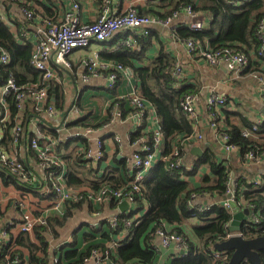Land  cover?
<instances>
[{"label":"built area","instance_id":"built-area-1","mask_svg":"<svg viewBox=\"0 0 264 264\" xmlns=\"http://www.w3.org/2000/svg\"><path fill=\"white\" fill-rule=\"evenodd\" d=\"M82 1L70 0L68 7L62 12V4L59 3L47 15L39 7L25 4L23 1L0 0V20L10 28L15 37L18 36L16 28L20 27L19 37L31 45V67L41 77V80L37 82L19 83L9 75L0 85V166L25 186L23 189L12 185L20 191V196L14 205L18 216L12 223L0 228V253L4 256L5 264H28V259L19 252L22 246L16 244L18 236L29 234L32 238L33 228L45 226L46 218L50 213H55L58 216L63 215L65 202L85 201L86 203H84L90 206H101L110 205L112 201H115L116 207L122 202H127L129 208L126 212H128L134 205L135 195L140 193L142 182L155 163L164 161L165 167L169 171L183 168L177 150H174L168 158H160L158 151L162 137L157 119L151 118L153 113L148 119L146 128L141 131L143 136L134 142L131 141V135L142 127L145 110L151 111L146 102L138 95L137 83L130 84L126 94L112 96L107 102L106 119L98 126H94L90 124L89 113L83 109L81 104L82 88L76 89L73 94H70L67 87L63 88V77L67 76V71L70 70L68 58L74 52L87 50L93 44L107 47L115 34L123 35L121 44L124 48L135 50L138 39L148 36L154 27L167 30L172 38L179 40L175 34L176 29L182 26L201 31L204 29L207 19L205 20L202 13L194 12L188 6L181 7L171 16L160 19L152 15L141 14L137 6L134 5L117 11L113 9V0H99L100 7L96 18L92 22L83 23L80 19ZM143 1L147 4H155L159 0ZM232 2L236 5L235 0ZM29 7H32L33 10ZM20 15L23 22L19 18ZM256 33L261 44L258 56L264 58V20L260 22ZM182 43L190 57L198 56L210 67L225 65L229 81L239 80L247 67L245 56L227 48L213 51L200 47L194 40ZM109 52L111 51L107 50L101 54ZM99 54L94 53L89 60L83 61L84 71L78 81L85 84L91 76L104 75L109 93L116 88L119 78L122 79V82H133V75L127 68L112 61L101 60ZM10 62L9 54L0 47V67L8 65ZM173 76L176 81L175 87H178L180 85L178 81L183 80L181 66L175 65ZM68 77L70 84L74 82L73 77L69 75ZM250 77L259 87L264 102V74L253 73L250 74ZM55 85H58L62 91L64 105L62 110L56 106V95H52ZM118 101L124 103L123 109L120 108ZM199 103L200 95L196 93L185 95L179 105L193 127L197 122ZM226 104L225 96L215 93L207 96L204 107L208 124L226 151H238L234 146L228 145V137L223 132L224 118L221 117L220 109L226 107ZM122 112L126 114L123 116ZM116 121L132 125V129L128 131L126 137L127 141L134 146V151L129 159L126 186L122 190L112 189L108 186L94 189L91 182H99L100 177L108 172L107 169L103 170L100 167V163L104 160L105 142L110 141L111 143L112 136L109 138L106 136ZM262 122H264V117L252 124L255 127ZM7 126L9 127L7 128ZM153 126H156L155 129L151 128ZM7 130H9L11 144L6 148L4 143L5 136L8 134ZM149 133L152 135V147L147 144L149 138L146 135ZM96 134L97 137H95ZM243 134L244 136L249 135L246 131ZM67 141H72L71 143L76 147L77 155L84 162V167H89L91 170L89 182L77 188L67 185L66 160L62 157V154H65L62 147ZM114 141L120 143L116 136H114ZM202 141L203 136L193 131V134L185 139L184 146H193ZM262 159V156L252 152H248L243 157V161L249 164H258ZM192 169V167L187 168L186 171L190 172ZM94 170L95 172H93ZM179 178L183 181L188 179L184 174H181ZM263 179L264 174L257 180H249L246 183L260 186ZM238 181L229 173L227 174L224 197L230 195L229 199L235 202L241 210L250 208L245 205L242 197L244 189L239 186ZM30 189H36L35 193L42 201L45 200L43 205H37L38 201L35 206L31 205L33 196L37 197ZM196 196L198 195L193 194L189 200V208L202 212L203 210L194 204ZM224 197L222 205L229 211L228 201ZM118 215L107 220L111 227L116 226ZM139 217L140 215L137 214L132 220H125L126 230L117 236V240L111 242L104 251L94 250L82 264H107L111 248H114L118 241L128 237L131 223ZM254 220L256 221L253 214L249 223H253ZM92 227L96 228V225L93 224ZM13 229L16 233L10 236ZM239 232V230L230 232L227 238L240 236ZM45 234L49 239L48 264H58L61 258L56 252L52 236L49 232ZM155 239L162 248L173 247L180 257L188 254L189 247L182 235L169 232L168 229H161L156 231L153 241ZM58 246L60 247L61 243ZM226 253L228 252H217L212 247V256L215 259H220Z\"/></svg>","mask_w":264,"mask_h":264},{"label":"trees","instance_id":"trees-1","mask_svg":"<svg viewBox=\"0 0 264 264\" xmlns=\"http://www.w3.org/2000/svg\"><path fill=\"white\" fill-rule=\"evenodd\" d=\"M16 1L38 6L44 13L50 14L49 4L43 3L44 0L41 2L39 0ZM232 1L159 0L155 11L144 13L141 10L138 11L141 14L152 15L160 19L171 16L179 8L187 6L194 12L202 13L207 19L204 29L197 31L181 26L175 30L177 38L182 42L194 40L200 47L213 51L227 48L234 53H239L247 59V67L242 76L253 73L261 74L256 69V63L264 61V58L258 56L261 44L256 32L260 22L264 20V1L235 0L236 5ZM29 8L33 10L32 7ZM149 12L151 13L149 14ZM16 30L18 36L15 37L10 28L0 20V47L9 54L11 59L10 64L0 67V85L9 75L19 83L41 80L40 74L33 70L30 64L31 45L19 37L20 27H17ZM156 32H158L156 29H151L148 36L140 37L135 50L123 47L124 52L107 54L104 55V58L127 68L132 73L137 82L138 95L151 109V111L145 110L142 127L131 135V141L134 142L143 136L141 131L146 128L148 119L153 113L158 121L162 137L161 157L168 158L174 150H177L178 157L182 159L185 150L184 141L193 134V126L179 105L185 95L196 94L197 91L193 86L184 84L182 80L178 81L180 85L175 87L174 60L161 47L160 42H158L160 47L154 59L148 64L140 65L139 62L145 60L148 47L154 43L152 40L156 39V37L154 38ZM117 36L119 37L121 34ZM253 58L257 59L256 62L253 61ZM121 83L122 79L119 78L116 88L110 92L111 96H117V90ZM54 87L57 90L56 94L62 93L58 85ZM55 103L58 109H63V97L57 95ZM117 103L120 104V108H124L123 102L118 101ZM12 112L14 113L13 108ZM125 114L122 112L123 116ZM224 124L223 132L228 137V145L234 146L238 150L242 161L248 152L264 158V122L254 127L246 118L239 115L238 123H234L230 120V114L225 112ZM7 131L4 143L6 148L11 144L9 130ZM245 131L248 132V136H244ZM146 136L149 138L147 144L152 147V135L149 133ZM71 142L67 141L63 145L65 154H62V157L66 160L67 185L77 188L89 182L91 170L89 167H84V162L77 155L76 147H72ZM203 165H207L210 171L209 175L203 177V187L194 188L190 183L179 178L181 174L187 177L196 175L198 169ZM125 174V167L121 172L110 170L100 177L99 182H91V186L94 189L108 186L112 189L122 190L126 186L125 180L122 179ZM227 174V170L208 153L198 160L190 172L183 168L169 171L165 167V162L161 160L154 164L142 182L140 193L135 195L133 207L128 212L117 216L115 227H111L108 222L102 223L103 229L101 226L99 229H95L86 224L83 225L88 228V231L83 233L81 240L86 244L83 250L78 249L80 240L78 234L82 228L69 229L68 231L67 228H70L69 224L71 220H74L75 214L83 210L85 201L65 202L62 216L50 213L46 218L45 226L33 228L32 238L29 234H20L16 244L28 250V264H48L49 239L45 233L49 232L53 237L56 252L61 258L58 264H82L94 250L104 251L108 244L114 242L112 241L114 236H118L126 230L124 221L132 220L135 215L139 214L140 217L130 225L128 237L118 241L109 251L108 262L153 264L157 255L155 241H153L155 233L157 230L170 228L169 232L182 235L189 247L187 255L174 258L171 264H227L231 252L226 253L220 259H215L212 256V247L214 244L228 239L230 232L227 224L231 220L228 209L219 203L213 204L207 212L189 208V200L193 194L211 195L221 201L225 195L224 184ZM0 179L4 185L10 184L23 189L25 187L2 166H0ZM238 180L239 186L244 189L242 197L245 205L252 208L254 219H256L253 223L241 225L240 236L243 239L264 237V179L260 186L247 184L245 180ZM30 190L39 197L35 193L36 189ZM115 205V201L110 203V206ZM94 213L96 212L93 211ZM191 219L197 221L190 225L194 239L198 241L197 245L183 233L184 222ZM69 239L70 242L67 241ZM59 243H61L60 247ZM259 256L261 264H264V252H260ZM3 257V254L0 253V264H5ZM241 264L251 263L245 260Z\"/></svg>","mask_w":264,"mask_h":264},{"label":"crops","instance_id":"crops-1","mask_svg":"<svg viewBox=\"0 0 264 264\" xmlns=\"http://www.w3.org/2000/svg\"><path fill=\"white\" fill-rule=\"evenodd\" d=\"M40 2L43 0H39ZM264 1V0H263ZM45 4H49V10L56 7L59 3L62 4L61 12L66 9L70 3V0H44ZM114 6L113 9L120 11L128 8L131 5L137 6L138 10H141L142 13L147 11H155L156 4H147L143 0H113ZM82 10L80 11V19L83 23L92 22L99 11L100 3L99 0H83L81 3ZM38 7V6H37ZM41 9V8H40ZM159 9V8H157ZM16 12V10H14ZM44 12V11H43ZM151 12H149L150 14ZM47 14V13H45ZM19 18L23 22V18L20 15ZM205 20L206 17L204 16ZM156 29V34L152 40L154 42L151 44L145 54V60L139 62L140 65L148 64L151 60L154 59L156 53L160 47L164 48L172 59L174 60V65H179L183 69V83L189 84L195 88L197 93L200 95L199 103V112L197 117L196 125L193 127V131L200 133L203 136V141L194 144L193 146H185L184 154L181 159V164L183 169L193 168L198 160L205 154L213 156V159L220 164L231 177L245 181H254L257 180L259 176L264 174V158L258 164H249L240 158L238 151H226L222 143L219 141L216 133L210 128L208 124V118L205 111V99L211 93H215L220 96H225L227 98L226 107L220 109L221 117L225 121V112L230 114V120L234 123H238V116H243L250 123H254L258 119H263L264 117V102L261 97L260 89L250 75L242 76L239 80L233 82L228 80V72L225 65H220L218 67H210L200 59L198 56L190 57L187 52L185 45L182 41L174 39L170 36L167 30L161 29L159 27H154ZM115 34L107 44L110 47L99 46L93 44L91 48L85 51H76L69 58L68 62L70 63V70L67 71V76L63 77L64 85L63 88L67 87L70 94H73L75 90H80L82 88V98L81 104L84 110H87L90 116V124L98 126L101 122L106 119L107 112V102L112 98L107 89V81L104 75L99 74V76H91L87 83L82 84L79 80L80 75L84 71L83 61L89 60L94 53L99 54L101 60H107L104 58V55L112 53H121L124 52L122 49L124 46L121 44L123 35L117 36ZM117 36V37H116ZM111 51L109 53H103V51ZM257 59L253 58V61L256 62ZM256 69L264 74V61H259L256 63ZM69 76L73 77L74 82H71L72 86L68 80ZM137 82L123 81L121 86L117 90L118 95H124L128 92L130 84H136ZM62 88V89H63ZM75 88V89H74ZM52 95H60L62 93ZM53 89V90H54ZM55 99V102H56ZM155 116L152 115V119ZM225 125V124H224ZM156 126L151 127L155 129ZM132 129L130 124H121L119 121H116L109 134L106 138L111 137L110 141H106L104 145V160L100 163V167L103 170H118L121 172L123 168L126 169V174L122 176L125 182L127 181L128 174V165L131 154L134 151V146L131 142L127 141V133ZM101 135V134H100ZM98 135L96 134L95 137ZM114 136L119 138L120 143L114 141ZM100 137V136H99ZM105 137V136H104ZM93 141L91 142V145ZM74 147V144H72ZM193 148H200L202 155H197L193 153ZM162 143L159 147V156L161 158L162 154ZM159 158V159H160ZM209 167L207 165L201 166L196 175L187 177V182L194 188L203 187V177L209 175ZM20 191L14 188L12 185H4L0 179V228L4 227L8 223H12L18 216L17 211L14 208L15 201L19 198ZM37 197V196H36ZM38 201V202H37ZM43 205L45 200H41L39 197L31 200V205L35 206ZM222 204V199L219 201L211 195H198L194 200V204L199 206L198 208L203 210L202 212H207L213 204ZM82 211L77 212L74 216V220H71L69 229H78L82 228L79 232V242L78 249L83 250L86 244L82 240L84 232L88 231L87 227H83L86 224L88 227L93 228L92 225L95 224L96 228L103 229L102 223H106L108 219L114 217L115 215L120 214V210L116 206L110 205H101V206H90L84 204ZM93 211L96 213L93 214ZM99 214V215H98ZM197 221L191 219L184 222L183 233L189 237L195 244H198V241L194 239V236L191 231L192 224H195ZM170 230V228H167ZM16 231L13 229L10 232V236L15 234ZM97 240V238H96ZM117 236L113 237L112 241H116ZM155 246L157 249V255L153 264H171L172 260L176 257H180L179 253L173 248H162L159 246L158 241L155 239ZM109 245V244H108ZM52 249V248H50ZM20 253L27 259L28 251L26 248L22 247ZM107 264H114L112 262H107Z\"/></svg>","mask_w":264,"mask_h":264},{"label":"water","instance_id":"water-1","mask_svg":"<svg viewBox=\"0 0 264 264\" xmlns=\"http://www.w3.org/2000/svg\"><path fill=\"white\" fill-rule=\"evenodd\" d=\"M52 93H55V89ZM192 152L200 156L202 155L200 148H193ZM229 198L230 195L224 197V199L228 201L229 213L231 216L228 230L230 232H237L242 224H249L253 212L251 208H244L241 210L237 204ZM118 207L120 212L124 213L128 210L129 205L127 202H122ZM213 248L220 253L231 252V257L227 264H241L245 260L251 264H261L259 253L264 252V237L243 239L240 236H232L223 242L214 244Z\"/></svg>","mask_w":264,"mask_h":264},{"label":"rangeland","instance_id":"rangeland-1","mask_svg":"<svg viewBox=\"0 0 264 264\" xmlns=\"http://www.w3.org/2000/svg\"><path fill=\"white\" fill-rule=\"evenodd\" d=\"M92 46H94V45H92ZM92 46H91V47H92ZM91 47H90V48H91ZM79 51H85V50H79ZM52 238H53V237H52Z\"/></svg>","mask_w":264,"mask_h":264}]
</instances>
